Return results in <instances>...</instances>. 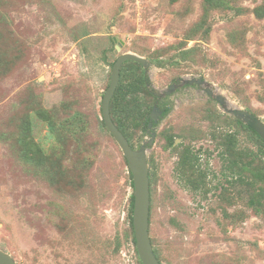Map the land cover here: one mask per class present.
<instances>
[{
    "label": "rangeland",
    "instance_id": "rangeland-1",
    "mask_svg": "<svg viewBox=\"0 0 264 264\" xmlns=\"http://www.w3.org/2000/svg\"><path fill=\"white\" fill-rule=\"evenodd\" d=\"M221 3L0 0V248L18 264H137L129 166L101 109L125 52L146 59L138 99L151 118L155 105L180 102L126 137L147 149L162 264H264V209L248 205L250 185H230L223 140L264 150L216 98L264 121V0ZM193 79L205 92L164 96ZM185 151L207 193L181 181Z\"/></svg>",
    "mask_w": 264,
    "mask_h": 264
},
{
    "label": "trees",
    "instance_id": "trees-1",
    "mask_svg": "<svg viewBox=\"0 0 264 264\" xmlns=\"http://www.w3.org/2000/svg\"><path fill=\"white\" fill-rule=\"evenodd\" d=\"M223 0H208L210 4L215 6H220ZM134 64L135 67L128 69L126 72L121 68V76L119 84L115 91V94L111 100V115L113 121L116 123L118 128L124 133V135L129 138L130 128L136 126L141 118L144 121V124L148 123V116L150 108L146 111L143 108V103L138 99V93L143 91L145 88L143 71H139L138 66H141V63L130 60L127 61ZM126 63V62H125ZM124 63V64H125ZM114 64V63H113ZM137 67V68H136ZM134 95L132 97H129ZM238 123L249 129L254 133L255 137L260 142L264 150V140L259 136V134L244 124L242 121L236 119ZM106 127L104 121L102 122ZM224 152L227 156L228 162L230 164L227 167L237 176L233 178L230 182V185L238 183L239 185H250L252 190H248V205L253 208L264 209V159L253 149L247 151H238L236 148V140L233 135L228 139L223 140ZM127 161V160H126ZM128 164V162H127ZM181 173V181L188 187L199 190L205 188V193L208 192L206 188V174L202 173L198 168L197 156L191 155L189 152L185 151L180 158L179 167ZM130 172V169H129ZM131 184L134 188V181L132 173L130 172ZM235 179V180H234ZM150 185H151V172H150ZM243 192L240 191V195ZM134 192L130 196V205H129V218L128 225L129 229L127 232L128 239L133 243L134 249L137 257V264H143L137 247H136V237L135 230L133 226V209H134ZM151 213H152V190H151V212H150V224H151ZM151 233V225H150ZM152 238V236H151ZM152 243L153 238H152ZM154 251L159 258V255L154 247ZM162 263L161 259L159 258Z\"/></svg>",
    "mask_w": 264,
    "mask_h": 264
},
{
    "label": "water",
    "instance_id": "water-1",
    "mask_svg": "<svg viewBox=\"0 0 264 264\" xmlns=\"http://www.w3.org/2000/svg\"><path fill=\"white\" fill-rule=\"evenodd\" d=\"M116 40V38H114ZM122 49V42L116 45L115 53ZM136 61L143 65L146 59L138 54L125 52L118 56L113 64L110 83L102 100V116L106 128L120 146L133 176L134 181V209L133 226L136 237V247L143 264H162L154 251L150 233V212H151V185L150 166L147 157V149H134L124 133L118 128L111 115V100L115 94L121 76V68L127 61ZM203 83L205 81L202 80ZM210 91V90H209ZM210 93H213L210 91ZM216 98L226 106V110L242 121L248 127L256 131L264 140V121L253 112L240 108L228 107L222 96ZM155 109V108H154ZM154 113H152V118ZM152 144V141L149 142ZM0 264H18L14 257L7 251L0 248Z\"/></svg>",
    "mask_w": 264,
    "mask_h": 264
},
{
    "label": "flooded vegetation",
    "instance_id": "flooded-vegetation-1",
    "mask_svg": "<svg viewBox=\"0 0 264 264\" xmlns=\"http://www.w3.org/2000/svg\"><path fill=\"white\" fill-rule=\"evenodd\" d=\"M187 83V84H186ZM205 85V83L202 82V79H193L190 82H186V81H182L181 83H171L170 87L168 90H166L165 92H163L165 97H170L173 98L175 94H178L180 91H183L182 93H184V95L188 96V95H194V94H198L200 95L201 91H204L201 86ZM207 92V89H206ZM209 96H213V93H210V91L207 92ZM199 98V97H198ZM176 102L171 104L169 103L168 105H165L164 107H158L159 105H155L154 108H158L159 111L156 112V114L153 117V123L158 124L161 119L164 117V113H167V111L169 112V110H174L175 107L179 108L180 106V102H179V98L175 99ZM153 108V109H154ZM151 115L148 116V123L147 125L150 124V120H151ZM237 119V118H236Z\"/></svg>",
    "mask_w": 264,
    "mask_h": 264
}]
</instances>
